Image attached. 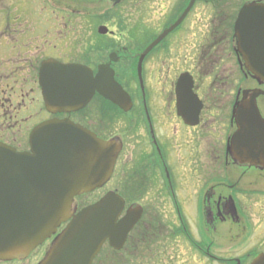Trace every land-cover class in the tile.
Wrapping results in <instances>:
<instances>
[{
	"label": "flooded vegetation",
	"instance_id": "1",
	"mask_svg": "<svg viewBox=\"0 0 264 264\" xmlns=\"http://www.w3.org/2000/svg\"><path fill=\"white\" fill-rule=\"evenodd\" d=\"M127 1L40 0L33 12L26 0H0V143L29 151L34 130L55 119H71L103 140H115L122 150L112 178L95 193L114 191L123 197V215L129 207L144 208L128 242L139 248L142 240L163 235V228L180 227V234L172 231L174 237L193 244L200 264H253L264 257V169L242 165L226 149L236 129L235 102L245 90L264 89L239 58L236 20L244 4L264 0H245L236 10L227 9L229 3L219 9L215 0H197L183 19L191 0H142L130 27ZM201 3L209 22L204 32L203 19L191 21ZM158 7L165 10L162 29L152 19ZM53 11L65 28L52 19ZM73 20L75 28L67 27ZM101 26L109 31L101 33ZM48 62L81 65L84 81L119 84L131 103L124 110L96 91L79 112L52 113L42 85ZM183 75L191 96L201 102L192 122L179 109L177 86ZM258 101L264 107V96ZM185 112L194 114L196 108ZM189 223L197 237L185 233ZM225 226L227 235L220 232ZM114 255H121V263L127 251ZM165 259L163 254L160 264Z\"/></svg>",
	"mask_w": 264,
	"mask_h": 264
},
{
	"label": "water",
	"instance_id": "2",
	"mask_svg": "<svg viewBox=\"0 0 264 264\" xmlns=\"http://www.w3.org/2000/svg\"><path fill=\"white\" fill-rule=\"evenodd\" d=\"M172 30L163 33L144 55ZM235 35L237 51L247 69L264 84V2L243 6ZM44 67L42 85L47 107L52 112L79 111L96 91L124 109L128 101L131 103L114 82L103 83L100 78L84 81L82 66L50 62ZM177 93L181 115L192 122L193 117H198L201 105L191 96V84L185 76L179 81ZM261 95L264 90H254L251 95L245 92L244 99L235 105L237 131L228 152L241 163L264 167V118L257 104ZM190 104L196 108L194 114L185 112ZM120 150L114 140L98 139L69 119L49 121L34 130L30 152H17L0 143V261L28 258L69 221L40 264H93L107 240L111 247L121 250L141 219L142 208L131 207L119 219L125 202L114 192L78 213L74 207L77 196L107 183ZM261 259L253 264H264Z\"/></svg>",
	"mask_w": 264,
	"mask_h": 264
},
{
	"label": "rangeland",
	"instance_id": "3",
	"mask_svg": "<svg viewBox=\"0 0 264 264\" xmlns=\"http://www.w3.org/2000/svg\"><path fill=\"white\" fill-rule=\"evenodd\" d=\"M26 1L29 2L30 11L34 12L38 9L37 3L40 0H26ZM133 1L134 2H132V0L131 1L128 0L126 2V5L124 6L127 27H130V20L132 18V15L134 18L136 17L137 13H135V10H138L139 4L142 0H133ZM157 1L164 2L165 0H157ZM243 1L245 0H215V2H217L219 6H221L219 9H222V7H224L227 3H229L227 9H231V10H236L237 5L238 4L240 5ZM204 5H205L204 3H201V6H199L198 9L195 10L193 14L195 16L191 18V21L193 20L197 21L199 17L200 19H203V23L201 24L200 22L201 24L200 31L202 32L205 31L209 23L206 17L204 16V14H202L206 10ZM163 12H165V10L164 9L162 10L160 7H158V9H156V12L153 11V16H152L153 21H156V20L160 21L161 29L163 28L164 22H165V15H163ZM57 16H58V13H55V11H53L52 19L55 22L59 23L58 27L65 28V22L63 20H60V21L59 20L57 21V19L55 20ZM106 24L107 26L112 27V29H115L116 27H118V25L113 22L106 21ZM67 27L75 28L74 20L71 26L70 25L68 26V23H67ZM79 27H81V24L77 25V28ZM154 31H155V28H154ZM76 33L80 34V31ZM233 67H234V70L237 71V75H239L238 67L236 66V64H234ZM238 83L239 82H237V80H234V90H236L237 86L239 85ZM227 97L232 99L231 95H228ZM102 193L104 194V192ZM102 193L98 192L95 194L85 195V196H82L81 198H78L77 203L79 204V208H83L95 202L100 197H102ZM151 214L154 215V213H151ZM156 214L159 215L160 220H163L165 222V219L163 218V214L161 212H157ZM146 219L147 218L145 216V220ZM252 219L254 220V223H256L258 221V216L254 214L252 215ZM189 225H190L189 230L191 234L192 235L194 234V237H197V228H195V225L191 223H189ZM173 230H176V227L173 229L163 228V235H159L149 240L147 238L145 240H142L141 244L139 245V248H136L133 242L131 241L130 245H128L127 248L125 249V251H127V255L121 257L122 258L120 260L121 263L117 262V260H119L121 255L119 256L114 255V251L109 246H106L103 249L102 254L99 256L95 264H160V262L162 261L163 254H164V257L166 258L164 264H186V263L200 264L199 260L194 255L196 250L194 249L191 242H189L186 238L182 239V242L180 241L181 243L177 242L178 239L174 237V236H177V234L175 235L174 233H172ZM220 232L223 235H227L228 231H227L226 226L224 227V230L220 229ZM41 252L42 251L35 253L30 259H28L27 261L23 263L15 261L9 264H36L40 260ZM166 253L167 255L165 256ZM177 254H180V256H178ZM194 258H196L197 260H194Z\"/></svg>",
	"mask_w": 264,
	"mask_h": 264
}]
</instances>
